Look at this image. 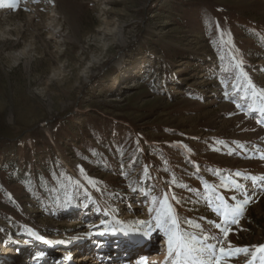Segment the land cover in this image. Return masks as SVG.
I'll use <instances>...</instances> for the list:
<instances>
[{"label":"rangeland","instance_id":"374dc122","mask_svg":"<svg viewBox=\"0 0 264 264\" xmlns=\"http://www.w3.org/2000/svg\"><path fill=\"white\" fill-rule=\"evenodd\" d=\"M233 57L264 89V0H20L0 8V151L17 149L0 162L18 156L25 165L26 157L25 170L44 172L57 189L39 199V189L24 194L11 184L0 197V264H163L166 238L155 230L144 237L139 223H154L149 209L159 203L149 196L176 197L183 231L196 222L192 235L224 239L205 181L232 205L250 195L222 245L249 254L221 259L246 264L264 244V102L239 70L225 72ZM58 164L63 172L46 173Z\"/></svg>","mask_w":264,"mask_h":264},{"label":"snow or ice","instance_id":"6c2138e0","mask_svg":"<svg viewBox=\"0 0 264 264\" xmlns=\"http://www.w3.org/2000/svg\"><path fill=\"white\" fill-rule=\"evenodd\" d=\"M19 2L20 0H0V8L8 7L11 9H17ZM217 27H219L218 23ZM233 60H236L237 62L230 64L227 68H225V72L232 74L233 70H239V75L246 81V87L251 90L252 97H258L262 102H264V89L257 90L256 85L252 82L247 72L243 70V60H240L237 57H233ZM237 107H239V105H237ZM259 110L261 113H264V103L261 104ZM261 159H264V156H262ZM77 167L83 173V167ZM144 172L147 175V167H145ZM235 175L240 176L241 173L237 172ZM260 179L264 181V177H261ZM89 183H91L93 187L96 186L95 182L91 180ZM173 183H175V181H173ZM220 187L228 188L229 185L222 181ZM231 187L233 189H239L240 185L236 181H232ZM204 188L206 190V199L209 203L212 202V196L215 195V200L218 203L215 207H213V211L219 218L222 219L223 224L215 223L214 226L220 230L223 234V238L226 239L231 231L227 225L238 223L239 218L244 213L245 206L252 202L250 195L246 193L244 198L239 201H237V197L235 195L230 196L229 198L232 201H237L234 205H232L228 202V199H226L224 195L217 193L213 186L205 183ZM134 191H138V189H134ZM170 200H176V197L174 195L169 196L165 193L163 198L158 201L157 197L153 196L152 203H159L158 209H149L150 213L153 211L155 212L153 217L154 223L152 221L139 222L142 226H146L147 228V230L142 233L144 237L151 238L152 232L155 230L162 233L166 238V258L163 261V264H221V259L225 256L232 258L233 256H238L241 253L246 256L249 254V249L247 247L233 248L229 242L226 249L222 246L224 239H218L217 237L208 234L196 236L183 231ZM196 227H199V225H196ZM31 235L37 240L43 239V237L37 235L35 232L31 233ZM211 241H215V243H212ZM217 252H219V255H217ZM257 259H259L260 264H264V244L255 246V251L251 252V259L248 260L246 264H255ZM138 264H146V259L142 258L138 261Z\"/></svg>","mask_w":264,"mask_h":264},{"label":"trees","instance_id":"16d2710c","mask_svg":"<svg viewBox=\"0 0 264 264\" xmlns=\"http://www.w3.org/2000/svg\"><path fill=\"white\" fill-rule=\"evenodd\" d=\"M244 82L245 81H243V84H244ZM11 144H14V143H11ZM28 146L31 149L33 147H36L33 144H28ZM10 153H12L13 155L14 154L16 155L17 149L16 148L15 149L9 148V149H6L4 151H0V158L5 154H10ZM93 156L95 158H97L98 157L97 152H95V154H93ZM24 159H25V162H24L25 165H21L19 163L18 156H16L15 158H9L8 157L3 162H0V179H1L0 180V197L5 198V199L7 198V194L9 192H11V189H12L10 187L11 184H19L22 187L24 194L27 191H30V190L34 191V189H39L35 194V196L39 199L45 198V197L52 195V194H56L57 189L54 190L51 188L53 186H56V184L54 183L55 181H53L52 178H47L46 174L44 172L41 176H37L36 174H32L33 169L28 168V171L25 170L27 168V164H26L27 158L25 157ZM136 159L140 160V157L137 154H135V157H134V160H136ZM162 160L164 163H166L165 156H162L161 161ZM52 164H53V162H52ZM166 166H168V163H166ZM167 169H169V168H167ZM58 171L63 172V167L60 164H58L52 168H47L46 173H48L50 175H54ZM168 174H171V172L169 170H168ZM205 183L210 185L207 181H205L204 184ZM3 184H6L7 187H5ZM41 185H46V188H44L43 192L41 191V187H40ZM33 193H35V191ZM77 194L79 195V193H77ZM41 195H43L44 197H42ZM213 197H214V195L212 196V198ZM149 198L152 199V196H149ZM216 203H218V202H216ZM208 204H210V203L208 202ZM194 215H196V214L192 213L191 217H193ZM196 225H198V224L196 222H193V224L190 226V229ZM190 229H189L188 233L191 232Z\"/></svg>","mask_w":264,"mask_h":264},{"label":"bare ground","instance_id":"6f19581e","mask_svg":"<svg viewBox=\"0 0 264 264\" xmlns=\"http://www.w3.org/2000/svg\"><path fill=\"white\" fill-rule=\"evenodd\" d=\"M125 222H126V220H125V218H123V217H122V219H119V220H118V223L121 224V225H124ZM151 255H153V254H151ZM87 257H88V256H86V258L84 257V259H87ZM153 259H155L154 256H153ZM153 259H151V260H153Z\"/></svg>","mask_w":264,"mask_h":264}]
</instances>
